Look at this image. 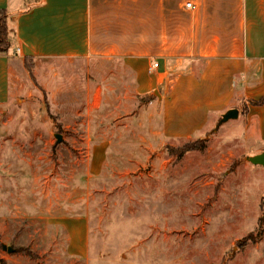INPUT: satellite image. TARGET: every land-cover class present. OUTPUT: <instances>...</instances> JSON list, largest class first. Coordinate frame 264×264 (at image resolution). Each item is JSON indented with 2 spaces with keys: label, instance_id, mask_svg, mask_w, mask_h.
<instances>
[{
  "label": "rangeland",
  "instance_id": "374dc122",
  "mask_svg": "<svg viewBox=\"0 0 264 264\" xmlns=\"http://www.w3.org/2000/svg\"><path fill=\"white\" fill-rule=\"evenodd\" d=\"M71 63L26 57L24 94L0 107V264H264V166L249 159L264 151V92L242 83L239 117L168 137L161 95L135 92L119 60Z\"/></svg>",
  "mask_w": 264,
  "mask_h": 264
},
{
  "label": "crops",
  "instance_id": "0c3cea01",
  "mask_svg": "<svg viewBox=\"0 0 264 264\" xmlns=\"http://www.w3.org/2000/svg\"><path fill=\"white\" fill-rule=\"evenodd\" d=\"M1 9L8 13L11 47L0 52V107L24 94L18 67L26 57L65 66L119 60L132 73L129 87L161 95L168 137L198 136L236 107L242 83L256 87L242 95L264 92V0H0ZM58 70L55 75L66 68ZM102 89H93L95 101ZM102 150L94 146L95 155ZM52 221L75 238L89 231L80 216Z\"/></svg>",
  "mask_w": 264,
  "mask_h": 264
},
{
  "label": "trees",
  "instance_id": "16d2710c",
  "mask_svg": "<svg viewBox=\"0 0 264 264\" xmlns=\"http://www.w3.org/2000/svg\"><path fill=\"white\" fill-rule=\"evenodd\" d=\"M11 47V41L9 39V26H8V13L7 10H0V52H7ZM32 68V66H30ZM206 140L204 139H196L192 144H188L184 149H204L206 147ZM180 151H185V150ZM178 150V149H177ZM175 151V150H174Z\"/></svg>",
  "mask_w": 264,
  "mask_h": 264
},
{
  "label": "water",
  "instance_id": "95a60500",
  "mask_svg": "<svg viewBox=\"0 0 264 264\" xmlns=\"http://www.w3.org/2000/svg\"><path fill=\"white\" fill-rule=\"evenodd\" d=\"M238 116H239V109L236 107H233V108L228 109L223 114L220 122L223 123L225 121H228L231 118H236ZM249 159L251 160V162H253L255 164H261L264 166V151L250 155Z\"/></svg>",
  "mask_w": 264,
  "mask_h": 264
},
{
  "label": "built area",
  "instance_id": "2783aa9c",
  "mask_svg": "<svg viewBox=\"0 0 264 264\" xmlns=\"http://www.w3.org/2000/svg\"><path fill=\"white\" fill-rule=\"evenodd\" d=\"M187 6H188V7H191V6H192V2H188V3H187ZM158 64H159V62H157V61H156V62H154V63H153V65H152V67H151V69H153V68L157 67V66H158Z\"/></svg>",
  "mask_w": 264,
  "mask_h": 264
}]
</instances>
